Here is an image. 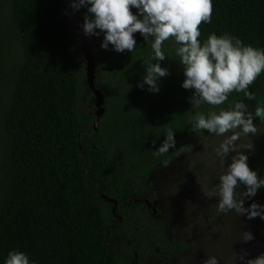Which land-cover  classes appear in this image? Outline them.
I'll use <instances>...</instances> for the list:
<instances>
[{
  "label": "trees",
  "instance_id": "1",
  "mask_svg": "<svg viewBox=\"0 0 264 264\" xmlns=\"http://www.w3.org/2000/svg\"><path fill=\"white\" fill-rule=\"evenodd\" d=\"M212 3L211 22L200 25L201 44L210 34H228L264 50V0ZM76 12L82 24L85 15L93 18L87 7ZM96 31L90 54L102 116L93 131L94 116L86 110L93 96L79 38L66 21V0H0V264L12 250L24 252L30 264L177 258L187 246L165 234L151 172L199 138L197 112L242 101L254 114L264 105V72L249 88L255 99L232 92L219 106L195 107L194 90L181 87L185 77L169 73H184L169 49L162 48L165 60H154L153 38L137 32L136 48L117 53L112 45L101 48L104 33ZM167 42L180 46L174 38ZM146 62L168 70L158 92L138 87ZM169 129L176 147L157 156ZM100 195L115 201L114 214Z\"/></svg>",
  "mask_w": 264,
  "mask_h": 264
},
{
  "label": "clouds",
  "instance_id": "2",
  "mask_svg": "<svg viewBox=\"0 0 264 264\" xmlns=\"http://www.w3.org/2000/svg\"><path fill=\"white\" fill-rule=\"evenodd\" d=\"M81 7H87V12L93 17L90 19L85 15L82 26L84 34L99 35L97 29L103 32L101 48L105 50L112 45L117 53L133 51L136 48L133 34L139 32L145 41L149 37L153 38L151 47L154 60L163 61L166 56L162 45L174 38L180 45L175 53L184 69L185 79L181 87L194 90L190 97L191 105L199 107L207 103L219 106L228 100L232 92L243 93L248 100L255 99V94L249 88L264 72V50L244 45L240 39L228 34H210L201 44L200 25L211 22L212 0H72L73 11ZM132 8L137 9L138 15L133 14ZM166 75L168 70L158 62H146V74L138 87L143 88L146 84L149 91L158 92V80ZM254 118L264 121V105L257 106L253 114L248 111V105L240 101L232 108L221 109L218 113L209 112L205 115L197 112L192 120L194 129L207 130L208 133L225 137L216 150L223 168L228 154L235 153L227 169L218 177L216 189L205 193L206 199L219 197L216 205L218 213L235 211L249 220L256 217L264 220V205L252 203L248 208L244 207V198L255 196L257 190L264 186V178L258 177L249 168L248 156L236 144L242 136L259 133L253 123ZM228 133L231 135H226ZM175 147L174 131L169 129L154 154L159 156ZM242 147L251 150L253 145L249 142ZM187 150L191 151V146ZM241 183L246 186V190L237 198L236 189ZM253 239L250 231L243 233V242ZM247 255L242 249L240 254H234L233 260H240L243 264H264V253L254 259H247ZM4 264L30 262L24 252L12 250L8 252ZM203 264H219V261L209 256Z\"/></svg>",
  "mask_w": 264,
  "mask_h": 264
},
{
  "label": "rangeland",
  "instance_id": "3",
  "mask_svg": "<svg viewBox=\"0 0 264 264\" xmlns=\"http://www.w3.org/2000/svg\"><path fill=\"white\" fill-rule=\"evenodd\" d=\"M162 48H167L176 55L177 46L174 44L165 41ZM169 73L185 77L177 69H171ZM86 110L92 114L93 105ZM220 110L218 108L216 112ZM254 124L259 133L242 136L236 144L248 156L249 168L258 177L264 178V121ZM224 138L204 130L190 145L191 151L187 150L188 146L172 160L159 164L151 172L148 184L155 194L154 206L159 211L165 234L169 239L186 244L187 250L169 261L146 257L144 264H203L209 256L216 257L219 264H243L240 260H233L234 254H240L242 249L247 252V259H254L264 253V220L259 217L249 220L235 211L218 213L216 205L219 197H205L206 192L216 189L218 177L227 169L231 157L235 155L230 152L225 158L224 168L221 166L216 150ZM249 142L253 145L251 150L242 147ZM245 190L246 186L241 183L236 189L237 198ZM252 203L264 205V186L257 190L255 196L244 198L245 208ZM245 231L253 234L252 241H242Z\"/></svg>",
  "mask_w": 264,
  "mask_h": 264
},
{
  "label": "water",
  "instance_id": "4",
  "mask_svg": "<svg viewBox=\"0 0 264 264\" xmlns=\"http://www.w3.org/2000/svg\"><path fill=\"white\" fill-rule=\"evenodd\" d=\"M71 2L72 0H66V21L69 28L72 30V32H74L78 36L80 41V51L82 54V59L85 62L84 81L91 95L93 96L92 105L94 107V111L92 114L94 116V121L92 123V128L93 131H95L102 116V109H101L102 96L95 87L94 64L90 54L91 35L84 34L82 27L83 24L79 20L77 16V12L73 11V9L71 8ZM99 197L103 201L108 202L112 205L111 213L114 214L115 201L111 199H107L103 195H100ZM115 218L119 221L118 216H115Z\"/></svg>",
  "mask_w": 264,
  "mask_h": 264
}]
</instances>
